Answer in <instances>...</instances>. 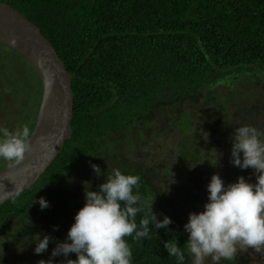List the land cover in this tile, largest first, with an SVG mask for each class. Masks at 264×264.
Here are the masks:
<instances>
[{
  "label": "trees",
  "instance_id": "trees-1",
  "mask_svg": "<svg viewBox=\"0 0 264 264\" xmlns=\"http://www.w3.org/2000/svg\"><path fill=\"white\" fill-rule=\"evenodd\" d=\"M0 1L39 27L63 60L73 90L72 134L37 181L0 204V237L7 236L6 228L17 221L66 242L75 215L86 203L85 190L98 191L113 169H119L140 177L145 212L137 214V224L150 206L158 220L165 216L172 220L171 231L150 224V239L125 237L132 264H178L164 248V242L172 239L185 252L184 264L190 262L184 247L189 236L183 230L187 219L173 214L184 204L183 198L191 202L193 194L171 196L162 188L155 164L131 166L132 135L136 141L142 139L137 125L154 121L164 111L174 114L188 98L203 107L215 102L210 89L217 80L231 78V83L223 85H236L251 74L262 85L264 77L257 72L264 73V0ZM22 60L33 72L32 83L26 86L13 68L2 67ZM40 96V79L30 63L0 44V128L15 131L27 125L31 129ZM215 105L223 107L221 102ZM221 122L222 142L231 144L229 120ZM211 142L205 138L193 145L189 138L174 144L169 150L176 151L177 157L168 161L169 167L176 170L182 158L189 160L186 163L194 160L196 148L202 146L209 167L192 165L190 172L207 171L203 178L218 174L223 180L229 172L219 169L220 161L212 162L207 148ZM6 163L0 159V167ZM93 164L99 166V176ZM241 172L246 182L249 177L256 179L234 166L235 175ZM202 189L206 191L207 186ZM41 197L49 204L43 210L38 203ZM203 204L201 197L195 208ZM59 257L52 264L77 259L75 253ZM221 264L237 263L222 259Z\"/></svg>",
  "mask_w": 264,
  "mask_h": 264
},
{
  "label": "clouds",
  "instance_id": "clouds-1",
  "mask_svg": "<svg viewBox=\"0 0 264 264\" xmlns=\"http://www.w3.org/2000/svg\"><path fill=\"white\" fill-rule=\"evenodd\" d=\"M0 134V159L10 168L21 164L34 151L30 142L33 132L27 125L15 131L0 128ZM41 146L47 147L43 138ZM230 162L241 169H253L256 183L246 182L241 176L237 182L225 186L218 174L212 175L204 210L189 213L184 225L189 233L184 247L192 257V264H205L209 257L212 264H219L222 259L234 260L237 246L264 256V131L251 125L236 127ZM91 167L97 176L101 174L98 165ZM139 188V176L113 169L98 191L85 190L86 203L75 215L66 242L58 243L51 256L67 257L75 253L77 259H69L67 264H132L133 253L125 237L131 236L135 241L150 239V224L155 229L171 231L168 226L172 223L167 216L158 220L150 206L137 224V214L145 212ZM38 203L41 210L49 207L43 197ZM52 239L48 235L38 239L34 252L47 251ZM164 248L178 264H184L185 252L176 239L164 242ZM39 264H52V259L41 260Z\"/></svg>",
  "mask_w": 264,
  "mask_h": 264
},
{
  "label": "rangeland",
  "instance_id": "rangeland-1",
  "mask_svg": "<svg viewBox=\"0 0 264 264\" xmlns=\"http://www.w3.org/2000/svg\"><path fill=\"white\" fill-rule=\"evenodd\" d=\"M10 63L11 65H3L2 67L8 66L10 69L13 68L15 72L20 74L19 79L25 80V86L32 83L30 80L33 77V72L26 61L22 60L20 63ZM10 73L14 75L13 72ZM257 74L264 77V73L257 72ZM248 77L251 78L249 79ZM242 78L243 80L241 79L240 83L230 86L223 84L227 85L231 83V78L226 79L224 82L217 80L210 89V91L212 90L215 102L213 101L211 104L203 107L198 104L199 102L188 98L183 102L181 109H178L174 114L164 111L154 121H151L143 132L142 139L136 141L134 140L135 135H132L133 140L131 143L135 146L134 155L132 154V156L140 164H155L158 167L160 182L166 192L171 196L184 197L188 193L193 194L191 202L183 198L184 204L179 208L177 213L173 214L177 218L187 219L188 222L189 213H200L204 210L205 204L201 208L195 207L198 205L201 197L205 203L208 202V190L205 191L202 188L210 183L211 178L208 176L203 178L207 172L205 169H202L206 172L201 175L199 171L198 175H196L194 171L190 172L189 169L193 167L192 165L209 167L210 162L207 163L205 161L208 159V154L204 152L201 146L199 149L196 148L195 159L190 161L191 163H186L185 161L189 160L182 158L179 160L182 162L181 164L176 163L177 169L175 170L169 167L168 161L173 157H177V154L176 151L169 150V147H172L174 144L178 145L180 141H186L189 138L193 141V145H197V143H200L205 138L208 140L212 139L211 144L207 147L210 150L212 162L218 163L220 161L222 165L219 166V169L224 173L229 172L226 177L223 175L225 177L223 179L224 185L227 186L228 184L235 183L242 174L244 175L243 172L234 174V165L230 162L232 143L225 145L222 142L223 124L221 121L222 119L229 120V126L233 131L229 130L228 133L232 132V136L235 128L243 125H251L260 131H264V80L262 85H259L255 83L257 78L254 75L245 74ZM216 102H221L223 107L216 108ZM178 117L181 118L180 123H178ZM161 149L162 158L160 154ZM81 170L83 171L84 169L81 168ZM245 171L247 174H254V170L251 168L245 169ZM208 173L210 172L208 171ZM247 180H249V183H256V179L254 178L249 177ZM183 230L185 231L184 227ZM6 231L8 237H0V264H39V259L40 261H48L46 260V257L49 256L48 252H52L57 244L62 242L61 240H56L52 234L44 233L53 239L50 240L47 251L42 254H36L34 252L36 245L35 247H31V243L37 237L43 238L42 232L33 228L31 230L25 227L13 228L9 225ZM187 234L189 235V233ZM17 243H23L25 246L23 248H16ZM6 246L10 247L7 253L4 250ZM237 248V256L234 259L237 264H264V256L255 253L252 249L241 250L239 246ZM33 255L38 258L34 261L28 259V257H32ZM59 258V256H56L51 259L53 262H56ZM221 262L222 260L219 264ZM186 264H192V260ZM205 264H212L210 257L206 258Z\"/></svg>",
  "mask_w": 264,
  "mask_h": 264
},
{
  "label": "water",
  "instance_id": "water-1",
  "mask_svg": "<svg viewBox=\"0 0 264 264\" xmlns=\"http://www.w3.org/2000/svg\"><path fill=\"white\" fill-rule=\"evenodd\" d=\"M0 44L24 57L36 71L41 96L32 125L34 151L21 164L0 167V204L28 188L60 153L72 134L70 74L51 42L19 10L0 1ZM41 138L47 147L41 146Z\"/></svg>",
  "mask_w": 264,
  "mask_h": 264
},
{
  "label": "flooded vegetation",
  "instance_id": "flooded-vegetation-1",
  "mask_svg": "<svg viewBox=\"0 0 264 264\" xmlns=\"http://www.w3.org/2000/svg\"><path fill=\"white\" fill-rule=\"evenodd\" d=\"M168 120L170 121V119L168 118ZM181 121H178V123H180ZM149 123L150 122H148V123H145L143 126H141V125H137L138 126V128H141L142 129V131L144 132L146 129H147V127H148V125H149ZM174 123H175V121H174ZM160 154H161V158H162V149H161V151H160ZM136 164H138V161L137 160H135V159H133V160H131V166H134V165H136ZM9 226L10 227H13V228H23V227H27V226H25V225H19V223L17 222V221H12L10 224H9ZM44 233H43V238H44ZM1 237H8V235L7 236H1ZM43 238H39V237H37V238H35L33 241H32V243H31V247H35V245L37 244V241H38V239H43ZM50 244V243H49ZM3 245V244H2ZM25 245L23 244V243H17L16 244V248H19V247H21V248H23ZM30 247V248H31ZM10 249V247L9 246H6V247H4V250H5V252L7 253V250H9ZM53 251V250H52ZM4 253V252H3ZM5 253V254H6ZM51 253L52 252H48V257H46V260H49L50 258H52V256H51ZM4 254V255H5ZM22 257H24V256H22ZM38 257H36L35 255H33L32 257H28V259H30L31 261H34L35 259H37ZM39 261H40V259H39Z\"/></svg>",
  "mask_w": 264,
  "mask_h": 264
}]
</instances>
